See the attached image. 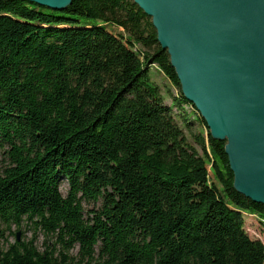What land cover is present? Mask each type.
<instances>
[{"label":"trees","instance_id":"trees-1","mask_svg":"<svg viewBox=\"0 0 264 264\" xmlns=\"http://www.w3.org/2000/svg\"><path fill=\"white\" fill-rule=\"evenodd\" d=\"M224 145L133 0H0V264H264L244 228L264 204L234 189ZM29 226L43 250L6 243Z\"/></svg>","mask_w":264,"mask_h":264},{"label":"water","instance_id":"water-1","mask_svg":"<svg viewBox=\"0 0 264 264\" xmlns=\"http://www.w3.org/2000/svg\"><path fill=\"white\" fill-rule=\"evenodd\" d=\"M24 1L52 10L72 2ZM133 2L151 18L184 98L225 141L234 189L264 204V0Z\"/></svg>","mask_w":264,"mask_h":264},{"label":"rangeland","instance_id":"rangeland-1","mask_svg":"<svg viewBox=\"0 0 264 264\" xmlns=\"http://www.w3.org/2000/svg\"><path fill=\"white\" fill-rule=\"evenodd\" d=\"M115 31H119L118 29H115ZM150 76L153 82H155L161 89V92L163 93L165 97V102L167 104H171V97L170 94H176V88L171 84V82L163 76L160 70L155 65H151L149 67ZM173 111H177V109L173 106ZM184 109L187 113L191 111L190 106L187 104L184 105ZM192 120V116L190 117ZM192 123L194 124V131H198V125L197 123L192 120ZM6 159L2 155V152L0 151V168L4 167L6 164ZM60 191L62 193L66 192L67 189V183L65 180H61V184L59 186ZM85 209H90L92 207V204L90 203H84L83 204ZM256 217H253L252 215H245L244 217V228L247 231V234L251 238H258L264 242V225H261L258 223ZM16 232V234L19 235V240H28L32 237L36 240V246L38 249L43 250L44 249V237L39 233L38 231L35 232L32 227H23L22 229L16 231V229L12 228L11 233H7L5 236V241L7 244L13 243L16 241V235H13L12 233ZM76 249L72 251L73 254H75Z\"/></svg>","mask_w":264,"mask_h":264}]
</instances>
